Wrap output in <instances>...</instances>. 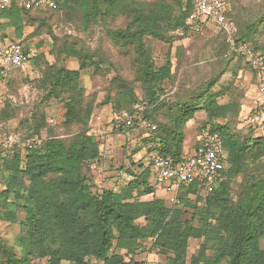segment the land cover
<instances>
[{
    "label": "trees",
    "instance_id": "16d2710c",
    "mask_svg": "<svg viewBox=\"0 0 264 264\" xmlns=\"http://www.w3.org/2000/svg\"><path fill=\"white\" fill-rule=\"evenodd\" d=\"M17 1L10 0L0 14V33L5 38L10 34L14 40L22 37L26 26H44L47 21L41 14L66 12L69 21H78L82 27L97 24L114 46L131 54L134 81L142 97L135 95L130 83L116 76L112 79L116 97L109 95L107 102H114L117 115L143 105L142 114L154 127L146 129L151 134L154 153L178 161L184 155L186 125L197 111L203 110L205 119L198 127V135L203 130L220 133L227 157L226 169L211 193L203 194L194 185L180 187L178 205L171 207L158 198L140 201L142 196L154 193L147 170L127 184L128 192L136 191L135 197L129 194L124 198L110 190L92 192L90 165L99 161L101 153L99 144L87 134L94 105L86 99L79 78L80 71H96L104 61L97 53L66 43L58 50L75 58L78 69L47 65L40 81L48 95L59 100L61 129L66 133L73 128L77 131L67 139L50 132L46 140H36L29 147H0V168L7 175L4 189L0 190V209L10 219L14 217L9 211L11 204L24 212L21 232L14 240L19 256L12 248H1L4 263L0 264H32L35 260L45 264H145L134 258L144 242H150V249L166 256L170 264H264V250L259 244L264 237V173L260 171H264V165L259 163L264 158V138L251 135L264 128V123L261 127L245 125L236 129L241 122L240 104L234 100L219 104L216 98L220 93H210L216 80L196 95L166 101L162 84L171 78V62L167 56L165 64L156 67L144 43L145 38L165 43L169 55L175 35L184 38L199 33L188 23L192 0H49L55 4L53 9H24ZM226 3L229 19L231 5L229 0ZM119 19L123 26L112 28L111 24ZM256 32L257 23L247 25L235 33L233 44H246L256 52ZM217 33L248 67L254 85L257 73L248 59L232 51L223 31ZM19 40L24 45L26 61L36 60L30 56L25 41ZM9 77L0 74V82L6 85ZM43 127L42 117L30 133L17 137L20 142L32 140ZM250 162L256 163L254 171ZM238 177H243L244 182L233 198L232 185ZM190 197L202 202L198 227L192 225V219L183 220L184 208H196L190 205ZM190 239L202 243L197 254L187 261ZM208 251L212 254L208 255Z\"/></svg>",
    "mask_w": 264,
    "mask_h": 264
},
{
    "label": "rangeland",
    "instance_id": "374dc122",
    "mask_svg": "<svg viewBox=\"0 0 264 264\" xmlns=\"http://www.w3.org/2000/svg\"><path fill=\"white\" fill-rule=\"evenodd\" d=\"M229 3L231 5L229 20L237 31H243L247 25L257 23V32L254 34L258 47L256 52L264 56V0H229ZM40 17L46 18L47 23L44 26L38 24L26 26L22 37L18 38L25 41L30 56H35L36 60L31 59L20 69L11 71L7 84L1 83L0 137L7 134L24 136L32 131L33 124H36V121L40 122L42 117L44 127L39 135L33 138L37 142L46 140L50 132L53 133L52 135L65 139L71 138L76 133L75 128L70 133L61 129L59 100L49 96L48 90L42 87L40 81L47 71V65L59 64L64 69H78L75 58L66 57L58 50L66 43H75L77 47L87 50L90 54H99L104 61L96 71L92 69L80 71L79 78V86L84 90L86 99L92 101L94 105L87 126V134L99 144L101 153L99 161L90 165L92 192L97 194L102 190H110L120 193L124 198H128L129 194L135 197L136 191L128 192L127 184L134 176L137 177L147 170L148 182L154 193L146 198V201L158 198L168 207L178 205V202L171 204L167 194L154 188L151 170L154 143L150 140V132L146 129L123 128L122 125H116L114 119L117 114H114V102L111 100L107 102L109 95L111 98L116 97L117 92L112 85V79L116 76L130 83L135 95L138 98L142 97L138 83L134 81L131 54H124L114 46L97 24L92 23L88 27H82L78 21H69L70 18L66 12H47ZM122 26L121 19L111 24L112 28ZM5 33L9 31L5 30ZM10 35L12 37V34ZM175 37L169 55H167L168 46L165 43L151 38L144 40L156 67L164 65L167 56L171 62V78L162 84L163 97L166 101L174 102L196 95L210 81L216 80L210 93L212 95L220 93L216 98L219 104H226L231 100L239 102L242 110L241 119L256 107L257 91L252 85L248 67L233 55L213 26L206 23L199 33L187 35L184 38L177 34ZM204 119V111L199 110L195 113L194 119L187 123L183 144L184 154L192 152L199 132L198 127ZM244 124L246 120L236 124L235 127L242 128ZM251 135L264 138V128L254 130ZM259 163L263 166L264 158H261ZM249 165L253 171L257 167L256 163L250 162ZM260 171L264 173L263 170ZM6 179V173L0 168V190L4 189ZM243 182L244 178L238 177L233 183V198L239 193ZM10 201L13 200L10 199ZM189 201L190 205L196 208H184L183 220L192 219V225L198 227V212L202 202L196 200V197H190ZM9 211L14 216L13 219H10L7 212L0 209V249L12 248L19 256L14 240L21 232L24 212L15 204L10 205ZM139 223L143 224L141 220ZM201 243L202 240H189L187 261L192 255L197 254ZM259 244L264 250V237ZM150 245V242H144L136 251L135 260L143 261L145 264H170L166 256L150 249ZM119 253L124 254L122 251ZM207 254L211 255L212 252L208 251ZM0 263H4L1 251ZM32 264H45V262L35 260ZM95 264L99 263L95 262Z\"/></svg>",
    "mask_w": 264,
    "mask_h": 264
},
{
    "label": "built area",
    "instance_id": "2783aa9c",
    "mask_svg": "<svg viewBox=\"0 0 264 264\" xmlns=\"http://www.w3.org/2000/svg\"><path fill=\"white\" fill-rule=\"evenodd\" d=\"M193 12L188 18V23L194 31H200L206 23L218 31L226 34V42L232 51L245 56L250 66L257 73L255 84L257 91L256 107L241 122L245 125L261 127L264 123V57L255 52L246 44H233L236 27L227 18L229 10L226 0H192ZM10 0H0V14L5 11ZM17 5L24 9L55 8L49 0H18ZM24 45L18 39L5 38L0 33V74L3 78L10 76L11 71L20 69L26 63ZM1 89V82H0ZM256 100V99H255ZM143 105L136 106L133 112H122L115 116V124L123 127L138 129H151L143 114ZM242 118V114H241ZM36 140L20 142L17 135L7 134L0 139V147L8 149L13 145L22 147L31 146ZM152 178L154 188L163 191L169 196L171 204L177 203L180 187L196 186L203 194L211 193L221 174L226 169L227 154L223 147L222 136L218 132L203 130L197 136L196 143L189 154H184L178 161L165 155L154 153L152 155Z\"/></svg>",
    "mask_w": 264,
    "mask_h": 264
},
{
    "label": "crops",
    "instance_id": "0c3cea01",
    "mask_svg": "<svg viewBox=\"0 0 264 264\" xmlns=\"http://www.w3.org/2000/svg\"><path fill=\"white\" fill-rule=\"evenodd\" d=\"M149 196H152V195H147V196H142L141 198H140V201H146V198H148Z\"/></svg>",
    "mask_w": 264,
    "mask_h": 264
}]
</instances>
